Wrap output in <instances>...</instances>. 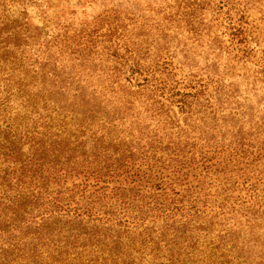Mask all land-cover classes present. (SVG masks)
<instances>
[{
  "label": "trees",
  "instance_id": "1",
  "mask_svg": "<svg viewBox=\"0 0 264 264\" xmlns=\"http://www.w3.org/2000/svg\"><path fill=\"white\" fill-rule=\"evenodd\" d=\"M38 52L0 51V264H264V234L249 241L257 259L236 247L237 229L264 224V189L245 179L252 194L236 199L230 178L212 192L203 171L228 166L139 128L141 98L156 111L184 86L167 57L104 71L90 51L79 69Z\"/></svg>",
  "mask_w": 264,
  "mask_h": 264
},
{
  "label": "rangeland",
  "instance_id": "2",
  "mask_svg": "<svg viewBox=\"0 0 264 264\" xmlns=\"http://www.w3.org/2000/svg\"><path fill=\"white\" fill-rule=\"evenodd\" d=\"M0 41V51H39L40 59L53 53L54 61L76 69L80 51H90L95 61L87 65H104V71L117 66L118 56L145 68L167 57L184 86L156 111L147 113L141 98L139 128L161 145L213 159L210 168L228 166L227 175L203 171L212 192L230 178L226 190L236 199L250 198L249 184L264 189V0H0ZM130 125L122 123L123 136ZM237 230L243 256H261V245L249 241L264 234V224ZM240 252L233 251L238 262L246 260Z\"/></svg>",
  "mask_w": 264,
  "mask_h": 264
}]
</instances>
